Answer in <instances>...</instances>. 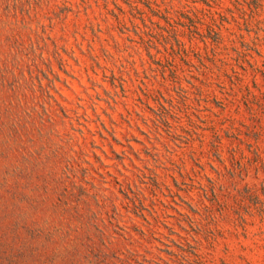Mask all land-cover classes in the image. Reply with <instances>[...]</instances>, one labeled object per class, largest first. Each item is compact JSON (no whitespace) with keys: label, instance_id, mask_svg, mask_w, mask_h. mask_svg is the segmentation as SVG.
<instances>
[{"label":"rangeland","instance_id":"rangeland-1","mask_svg":"<svg viewBox=\"0 0 264 264\" xmlns=\"http://www.w3.org/2000/svg\"><path fill=\"white\" fill-rule=\"evenodd\" d=\"M168 1L0 0V264H264V24L170 55Z\"/></svg>","mask_w":264,"mask_h":264},{"label":"trees","instance_id":"trees-1","mask_svg":"<svg viewBox=\"0 0 264 264\" xmlns=\"http://www.w3.org/2000/svg\"><path fill=\"white\" fill-rule=\"evenodd\" d=\"M224 1L230 6H224ZM164 4L162 9L149 7L159 21L148 18V24L144 20L142 24L159 28L158 37L170 55L186 56L195 50L199 41L213 61L223 49L222 27H230L231 23L236 27H261L264 24V0H169ZM242 47L247 50L245 45ZM197 56L200 57V53Z\"/></svg>","mask_w":264,"mask_h":264}]
</instances>
